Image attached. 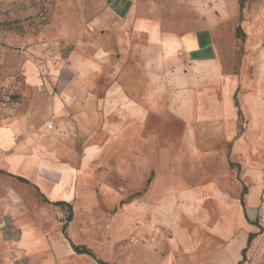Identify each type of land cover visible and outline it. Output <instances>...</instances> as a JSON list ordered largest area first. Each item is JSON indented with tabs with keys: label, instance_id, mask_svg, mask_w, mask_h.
<instances>
[{
	"label": "rangeland",
	"instance_id": "374dc122",
	"mask_svg": "<svg viewBox=\"0 0 264 264\" xmlns=\"http://www.w3.org/2000/svg\"><path fill=\"white\" fill-rule=\"evenodd\" d=\"M122 1L0 0V264H264V0Z\"/></svg>",
	"mask_w": 264,
	"mask_h": 264
},
{
	"label": "crops",
	"instance_id": "0c3cea01",
	"mask_svg": "<svg viewBox=\"0 0 264 264\" xmlns=\"http://www.w3.org/2000/svg\"><path fill=\"white\" fill-rule=\"evenodd\" d=\"M117 1H118V0H117ZM121 3H125V7L127 6L126 2H124V1H122V0H119V3H118L117 5H120ZM135 24H136V27H137L138 29L143 30V29H144V28H143L144 25H146L147 23H145V22H136ZM153 33H154V32H153ZM154 37L156 38L155 33H154ZM247 238H248V237H247ZM72 245H74V244H72ZM247 245H248V241H247ZM76 246H77V245H76ZM82 247H86V246H82ZM86 248H88V247H86ZM72 249H73V247H72ZM88 249H89V248H88ZM89 250H90V249H89ZM73 251H74V249H73ZM90 251L93 253L92 250H90ZM74 253L77 254V255H79V256H87V257H90V258H92V259L96 262V264H109L108 262H106V261H104V260H102V259H100V258H97V256H96L94 253H93V256L78 254V253H76L75 251H74ZM239 261H240V259L237 258L236 262H234L233 264H240Z\"/></svg>",
	"mask_w": 264,
	"mask_h": 264
},
{
	"label": "trees",
	"instance_id": "16d2710c",
	"mask_svg": "<svg viewBox=\"0 0 264 264\" xmlns=\"http://www.w3.org/2000/svg\"><path fill=\"white\" fill-rule=\"evenodd\" d=\"M242 8H243V3L241 0V9ZM22 181H25V180H22ZM67 207H68V210L70 211V216L68 219V221L70 222L72 220V207L69 204H67ZM65 231H66V225L63 227V232ZM250 243H251V237L248 239V246L250 245ZM72 247L74 251L78 254L93 256V253L86 247L76 246V245H72Z\"/></svg>",
	"mask_w": 264,
	"mask_h": 264
}]
</instances>
